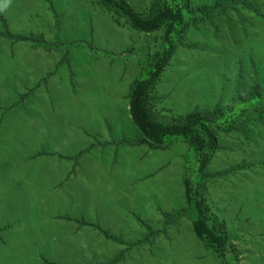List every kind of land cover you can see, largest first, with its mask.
Listing matches in <instances>:
<instances>
[{
	"label": "rangeland",
	"instance_id": "374dc122",
	"mask_svg": "<svg viewBox=\"0 0 264 264\" xmlns=\"http://www.w3.org/2000/svg\"><path fill=\"white\" fill-rule=\"evenodd\" d=\"M129 2L146 13L152 0ZM249 3L264 13V0ZM0 11V32L33 38L0 37V264H109L121 255L116 264H221L190 217L175 214L186 206L188 143L126 145L141 137L129 91L159 33L131 29L98 0H0ZM256 13L240 6L229 20L191 28L156 83L155 109L175 118L225 107L253 77L264 88V17ZM244 120L243 130L220 136L202 192L213 218L238 234L235 264H264V113ZM76 162L79 188L65 192ZM12 195L17 213L3 202ZM27 200L37 204L26 208Z\"/></svg>",
	"mask_w": 264,
	"mask_h": 264
},
{
	"label": "trees",
	"instance_id": "16d2710c",
	"mask_svg": "<svg viewBox=\"0 0 264 264\" xmlns=\"http://www.w3.org/2000/svg\"><path fill=\"white\" fill-rule=\"evenodd\" d=\"M98 1L106 9L114 11L131 29L146 34L159 33V48L141 61L142 75L133 82L129 91L130 117L141 137L128 143L131 146L146 144L151 150L171 148L177 141L188 143L190 156L185 160L183 172L186 206L175 214L190 217L195 236L217 255L221 264H235L231 248L238 234L229 232L223 223L213 218L202 186L205 177L210 176L208 171L210 161L221 149L220 136L230 135L235 130H243L244 118L252 110H257L263 115L264 88L253 77L247 89L245 91L237 89L225 107L216 105L212 109H196L175 118L165 117L155 109L153 92L172 57L178 48L184 45V39L191 28H198L201 24L214 21L216 18L229 20L231 10L236 11L240 6L255 10L259 16L264 17V13L255 9L249 0H211L210 3L202 4L194 3L192 0H152L146 13L138 11L129 0ZM2 14L0 11V19L7 27V20ZM55 16L58 17L57 14ZM0 37H7L13 41L33 40L27 35H15L10 31L0 32ZM55 44L50 43L49 47L52 48ZM92 50L99 53L96 48L92 47ZM255 97L262 103L255 104L253 102ZM45 154L61 156L57 152ZM220 175L222 174L219 172L215 174ZM171 215L173 213L165 214ZM101 230L108 238L117 239L107 231ZM157 232L159 234L162 231L150 233L155 235ZM148 240L150 237L146 241ZM121 256L111 260L109 264H116L123 258Z\"/></svg>",
	"mask_w": 264,
	"mask_h": 264
},
{
	"label": "crops",
	"instance_id": "0c3cea01",
	"mask_svg": "<svg viewBox=\"0 0 264 264\" xmlns=\"http://www.w3.org/2000/svg\"><path fill=\"white\" fill-rule=\"evenodd\" d=\"M11 42H12V44H15L16 42H19V41H13V40H11V39H9ZM5 61V60H4ZM103 134V130L100 132V134L99 135H102ZM125 139V138H124ZM105 143H109V141L107 140V141H105ZM129 145V143H128V141L126 142V145ZM87 152H89V151H87ZM86 152H84L83 150L81 151V152H79L78 153V157H79V159H81L82 158V155L83 154H85ZM64 158V157H63ZM79 168H80V164H79V162H76L75 164H74V167H73V169H71L70 170V168H68V173L66 174V176L63 178V191H67L68 189H71L72 191H73V193L75 192V189H77V188H79V184H78V180H77V176L79 175L78 173H80V170H79ZM63 172H64V167H63ZM85 177H86V174L83 172L82 173V175L79 177V179H81L82 181H83V183H84V186H85ZM95 185H96V183H95ZM84 186H83V188H84ZM76 187V188H75ZM82 194H79V196L82 198V196H81ZM67 199H68V197H67ZM75 200V196L73 195V197H72V202ZM81 201V200H80ZM3 202H6V204H5V207H7V208H12L13 209V211L15 212V213H17V211H16V209L17 208H19V205H18V200H17V196H13L12 195V202L11 203H8V200L7 199H5V200H3ZM40 203L42 204V207L43 208H45L46 206H50L51 207V205H52V200H42V201H40ZM37 204V202L36 201H30V200H27V206H26V208H32V207H34L35 205ZM0 205L2 206V201L0 202ZM79 206V205H78ZM15 208V209H14ZM3 209H5V208H0V210H2V211H4ZM12 211V212H13ZM3 213V212H2ZM36 229H37V227H36ZM47 264H51V262L50 263H47Z\"/></svg>",
	"mask_w": 264,
	"mask_h": 264
}]
</instances>
